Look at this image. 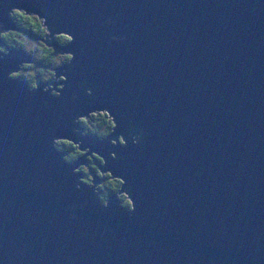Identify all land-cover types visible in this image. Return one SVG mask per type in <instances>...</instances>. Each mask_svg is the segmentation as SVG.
I'll list each match as a JSON object with an SVG mask.
<instances>
[{
	"label": "water",
	"instance_id": "obj_1",
	"mask_svg": "<svg viewBox=\"0 0 264 264\" xmlns=\"http://www.w3.org/2000/svg\"><path fill=\"white\" fill-rule=\"evenodd\" d=\"M14 4L49 8L76 37L63 49L76 67L50 98L7 76L30 59L23 50L0 60V264H264V0ZM0 22L9 26L2 7ZM105 106L115 136L129 121L150 130L113 148L125 160L106 151L111 137L82 145L133 185L134 213L76 189L85 158L68 164L52 145L75 116Z\"/></svg>",
	"mask_w": 264,
	"mask_h": 264
},
{
	"label": "clouds",
	"instance_id": "obj_2",
	"mask_svg": "<svg viewBox=\"0 0 264 264\" xmlns=\"http://www.w3.org/2000/svg\"><path fill=\"white\" fill-rule=\"evenodd\" d=\"M11 0H0V7L7 10L8 18L15 26H8L0 22V60H4L11 54L13 49L23 50L30 59L23 60L13 70L8 71L9 79L23 80L29 92H43L49 94L50 98H60L68 87L69 75L76 67V52L68 49L75 42V35L66 30H57L58 26L49 21L53 13L47 7H41L40 11L29 10L26 7L13 5L9 7ZM110 22V21H109ZM55 44L49 43L53 37ZM121 40L125 37H113ZM67 65L63 72L58 69ZM55 81V83H53ZM43 84V87L41 85ZM84 89V95L93 99L97 94L88 81L81 80L80 85ZM80 97L73 93L71 99L78 100ZM45 105L49 100L44 101ZM72 135H58L52 137L54 149L63 154V160L68 164H76L81 158L87 162H80L73 169L75 188L84 190V185L93 189L90 199H98L104 207H109L111 197L116 196L119 207L126 209L129 213L136 211L135 199L136 189L123 175H118L108 167V158L101 151L93 150L92 144H85V137L96 136L103 141L110 139L113 147L107 148L114 160H125L122 153L113 150L114 147H129L128 137L133 144L139 146L150 130L144 125L137 128V123L129 121L127 136L116 133L119 121L109 107H96L92 110L75 116L71 120ZM80 137L79 139L73 138ZM82 175H79L81 174ZM97 177L101 182L97 183ZM75 205L72 206L74 211Z\"/></svg>",
	"mask_w": 264,
	"mask_h": 264
},
{
	"label": "trees",
	"instance_id": "obj_3",
	"mask_svg": "<svg viewBox=\"0 0 264 264\" xmlns=\"http://www.w3.org/2000/svg\"><path fill=\"white\" fill-rule=\"evenodd\" d=\"M7 18H8V15H7ZM9 19V18H8ZM9 26H15V25H13L12 24V21L9 19ZM0 42H3V43H5L3 40H0ZM51 43H53V44H55L56 43V41H55V39H54V36L52 37V42ZM0 55H2V54H0ZM8 76V75H7ZM16 81V80H15ZM23 81V80H22ZM118 137V136H117ZM98 138V137H97ZM85 160H86V158H85ZM87 162V161H86ZM77 166H78V164H77ZM81 175H82V173H81ZM93 190V189H92ZM116 197V196H115ZM117 199V198H116ZM117 202H118V200H117ZM118 204H119V202H118Z\"/></svg>",
	"mask_w": 264,
	"mask_h": 264
},
{
	"label": "flooded vegetation",
	"instance_id": "obj_4",
	"mask_svg": "<svg viewBox=\"0 0 264 264\" xmlns=\"http://www.w3.org/2000/svg\"><path fill=\"white\" fill-rule=\"evenodd\" d=\"M51 41H52V38H51ZM25 85H26V83H24ZM27 86V85H26ZM119 135V134H118ZM117 135V136H118ZM84 162H86V160L84 161ZM81 175V174H80ZM99 178V177H98ZM99 182H101V180H100V178L98 179V182L97 183H99ZM119 202V201H118Z\"/></svg>",
	"mask_w": 264,
	"mask_h": 264
},
{
	"label": "bare ground",
	"instance_id": "obj_5",
	"mask_svg": "<svg viewBox=\"0 0 264 264\" xmlns=\"http://www.w3.org/2000/svg\"><path fill=\"white\" fill-rule=\"evenodd\" d=\"M2 13H3L4 17H6V16H5L6 12H5L4 10H2ZM61 70H62V68H61Z\"/></svg>",
	"mask_w": 264,
	"mask_h": 264
},
{
	"label": "rangeland",
	"instance_id": "obj_6",
	"mask_svg": "<svg viewBox=\"0 0 264 264\" xmlns=\"http://www.w3.org/2000/svg\"><path fill=\"white\" fill-rule=\"evenodd\" d=\"M8 74V73H7ZM14 80H17V79H14Z\"/></svg>",
	"mask_w": 264,
	"mask_h": 264
}]
</instances>
